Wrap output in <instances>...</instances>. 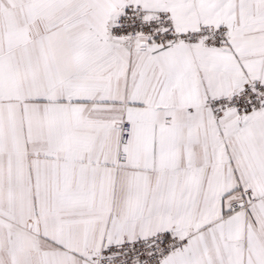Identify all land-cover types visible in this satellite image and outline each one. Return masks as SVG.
Segmentation results:
<instances>
[{"label": "snow or ice", "instance_id": "1", "mask_svg": "<svg viewBox=\"0 0 264 264\" xmlns=\"http://www.w3.org/2000/svg\"><path fill=\"white\" fill-rule=\"evenodd\" d=\"M0 264H264V0H0Z\"/></svg>", "mask_w": 264, "mask_h": 264}]
</instances>
